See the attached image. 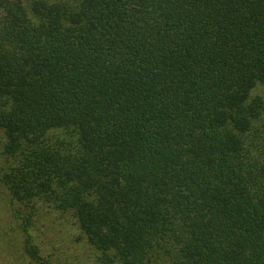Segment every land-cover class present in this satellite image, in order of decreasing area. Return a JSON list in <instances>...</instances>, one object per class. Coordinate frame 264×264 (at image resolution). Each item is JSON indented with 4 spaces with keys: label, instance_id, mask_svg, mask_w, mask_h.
Listing matches in <instances>:
<instances>
[{
    "label": "trees",
    "instance_id": "1",
    "mask_svg": "<svg viewBox=\"0 0 264 264\" xmlns=\"http://www.w3.org/2000/svg\"><path fill=\"white\" fill-rule=\"evenodd\" d=\"M0 188L32 263L57 212L100 264H264V0H0Z\"/></svg>",
    "mask_w": 264,
    "mask_h": 264
},
{
    "label": "rangeland",
    "instance_id": "2",
    "mask_svg": "<svg viewBox=\"0 0 264 264\" xmlns=\"http://www.w3.org/2000/svg\"><path fill=\"white\" fill-rule=\"evenodd\" d=\"M5 196V191L0 188V264H100L96 258L98 252L86 242L74 220L57 212L36 223L35 242L43 260L32 263L23 251L21 234L10 228L2 203ZM6 236L9 242H6Z\"/></svg>",
    "mask_w": 264,
    "mask_h": 264
}]
</instances>
